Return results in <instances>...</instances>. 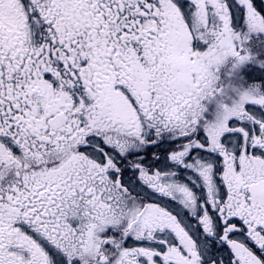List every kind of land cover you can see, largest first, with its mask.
<instances>
[{"label": "snow or ice", "instance_id": "snow-or-ice-1", "mask_svg": "<svg viewBox=\"0 0 264 264\" xmlns=\"http://www.w3.org/2000/svg\"><path fill=\"white\" fill-rule=\"evenodd\" d=\"M0 264H264V0H0Z\"/></svg>", "mask_w": 264, "mask_h": 264}]
</instances>
